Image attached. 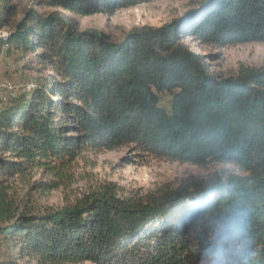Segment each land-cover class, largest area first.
Returning <instances> with one entry per match:
<instances>
[{"label":"trees","instance_id":"16d2710c","mask_svg":"<svg viewBox=\"0 0 264 264\" xmlns=\"http://www.w3.org/2000/svg\"><path fill=\"white\" fill-rule=\"evenodd\" d=\"M149 1L40 3L86 16ZM186 15L185 26L174 19L112 39L60 11L0 0V56L24 82L0 99V264H198L207 230L193 216L231 203L222 195L207 205L218 167L145 194L120 196L106 183L71 205L32 204L42 187L34 171L58 175L84 152L122 147L141 162L206 168L230 158L226 191L250 198L251 264H264V65L215 74L184 42L186 31L209 45L264 42V0H200Z\"/></svg>","mask_w":264,"mask_h":264},{"label":"rangeland","instance_id":"374dc122","mask_svg":"<svg viewBox=\"0 0 264 264\" xmlns=\"http://www.w3.org/2000/svg\"><path fill=\"white\" fill-rule=\"evenodd\" d=\"M200 0H153L134 6L121 8L113 14L95 13L78 15L61 8H52L40 3V0H23L40 12L60 11L73 18L80 29L100 30L112 39H121L128 31L142 25L160 26L174 19H180L184 26L193 22V16L186 12L196 7ZM184 42L196 53L205 55L212 73L230 75L237 71L240 64L249 66L264 65V42H246L232 46L202 44L193 36L184 34ZM19 65L12 63L11 57L2 52L0 56V99L16 90L21 82ZM168 97L162 96L167 106ZM219 165L206 168L163 159L150 158L141 162L128 148L94 153L84 152L72 166L58 175L33 172L32 180L38 179L42 187L32 192V204L40 211L60 208L73 204L84 194L113 183L120 196L145 194L166 185H172L180 178L204 176ZM27 181L18 180L17 186L26 189ZM77 264H92L85 261Z\"/></svg>","mask_w":264,"mask_h":264},{"label":"clouds","instance_id":"9594fccd","mask_svg":"<svg viewBox=\"0 0 264 264\" xmlns=\"http://www.w3.org/2000/svg\"><path fill=\"white\" fill-rule=\"evenodd\" d=\"M234 168L231 159L225 158L207 178L216 188L209 194L208 207L214 206L222 195L230 196L231 203L207 217L203 213L193 216V225H203L207 230L203 247L199 249L198 264H251L257 254L250 230V198L240 191H226Z\"/></svg>","mask_w":264,"mask_h":264}]
</instances>
